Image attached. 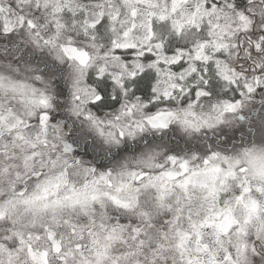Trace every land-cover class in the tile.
<instances>
[{"label":"snow or ice","instance_id":"obj_1","mask_svg":"<svg viewBox=\"0 0 264 264\" xmlns=\"http://www.w3.org/2000/svg\"><path fill=\"white\" fill-rule=\"evenodd\" d=\"M0 264H264V0H0Z\"/></svg>","mask_w":264,"mask_h":264}]
</instances>
